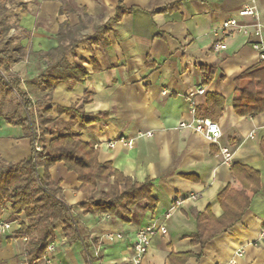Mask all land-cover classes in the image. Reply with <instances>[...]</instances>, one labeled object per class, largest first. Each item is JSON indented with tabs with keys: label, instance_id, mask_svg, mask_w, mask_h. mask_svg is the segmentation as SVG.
<instances>
[{
	"label": "crops",
	"instance_id": "0c3cea01",
	"mask_svg": "<svg viewBox=\"0 0 264 264\" xmlns=\"http://www.w3.org/2000/svg\"><path fill=\"white\" fill-rule=\"evenodd\" d=\"M30 1L31 8L22 9L18 24L27 33L24 47L34 55L46 53L59 46L63 34L66 38L61 43H76L69 61L85 60L89 72L83 83L57 86L49 126L52 136L73 130L94 148L100 145L96 149L100 163H112L137 182L153 180L152 195L158 202L154 214L146 209V202L138 204L130 223L120 216L84 214L79 205L98 200L109 185L99 184L96 193L84 194L76 174L58 163L50 174L55 182H62V197L73 209L78 240L66 237L58 228L52 239L54 264H87L86 250L93 264H130L137 232L151 224L165 226L167 233L153 238L142 264H179L170 257L185 253L201 255L185 264H264V112L240 116L233 102L235 80L262 61L253 45L264 43V0H123L122 5L134 11L120 21L114 19L120 0ZM174 4L178 6L172 12L154 13ZM245 6L256 7L259 17H241ZM234 18L250 35L234 33L225 38L227 49L216 52L214 44L222 36H215L214 31ZM257 24L262 26L259 37L255 36ZM42 64L44 72L47 65ZM204 66L215 68L208 84ZM28 68L32 92H26L37 103L45 92L32 80L41 72L32 74ZM202 87H207L205 95L194 98L201 114L208 109V94L225 101L215 121L223 131L217 144L191 128L180 127L192 121L189 96ZM86 94L89 103L83 105ZM74 106L87 115L104 114L105 119L86 126L77 113L59 111ZM40 109L35 105V115ZM0 131L5 132L0 133V159L20 162L31 154V141L24 138L20 127L10 126L0 117ZM147 132L154 136L137 138ZM119 139L133 141L132 147L118 143L114 149L108 148L109 142ZM224 148L233 154L229 164L222 155ZM235 164L260 172L262 190L234 227L201 249L191 240L198 229L196 216L208 210L216 219L223 216L219 195L236 185L231 171ZM191 194L198 199L185 200ZM179 199L184 203L177 206ZM4 219L12 216L6 213ZM110 233L125 239L110 242L106 238ZM8 239L0 236V264H24L26 244ZM38 264H44L43 260Z\"/></svg>",
	"mask_w": 264,
	"mask_h": 264
},
{
	"label": "trees",
	"instance_id": "16d2710c",
	"mask_svg": "<svg viewBox=\"0 0 264 264\" xmlns=\"http://www.w3.org/2000/svg\"><path fill=\"white\" fill-rule=\"evenodd\" d=\"M15 0H0V15ZM120 0L115 16L120 21L125 15L134 11L127 9ZM177 4L161 8L154 13H168L177 8ZM11 28L0 31V44ZM65 26H62V30ZM73 36V34H72ZM66 38L60 34V44L52 51L39 53L41 60L46 61L47 68L37 78V85L43 87L45 96L34 103L30 95L21 89V82L13 74L12 66L23 61L26 49L21 43L0 50V97L11 95L14 91L16 100L13 110L4 112V103L0 99V117L6 124L20 127L24 138L31 141V154L20 162H7L0 159V220L6 213L12 219L22 217V225L16 230L15 238H27L25 263L38 264L46 257L48 245L52 242L54 232L60 228L63 235L78 240L77 227L70 215L71 207H66L62 197V182H55L50 170L58 163L76 174L81 184L79 191L84 194L96 193L99 184L109 185V190L102 193L98 200L88 199L79 205L84 214L97 216H120L122 221L130 223L132 210L140 203L146 202V209L156 212L158 202L153 197L154 182L146 179L137 182L116 170L112 163H100L96 149L84 142L81 135L73 130L52 136L53 109L52 97L61 83H83L89 76L84 67L85 60L69 61L68 55H74L76 43H61ZM92 39L88 38L87 41ZM205 84L212 81L214 67H202ZM234 92V109L240 116L255 117L264 112V60L246 70L236 80ZM208 109L201 114L196 109V118L215 122L221 115L224 99L217 94H208ZM90 95L86 94L82 104L89 103ZM35 105L41 109L35 115ZM60 113H77L84 125L89 126L104 120L105 115H87L76 107L59 109ZM33 137L41 147L34 154ZM263 153H264V147ZM231 171L236 185L230 186L219 195V202L224 210L221 218L216 219L208 210L196 216L198 229L191 237L192 244L203 249L218 235L234 227L250 209L253 199L261 192V173L244 165L235 164ZM76 226L77 223H76ZM8 240H12L9 238ZM201 255L185 253L172 255V263L185 264L190 258ZM88 264V262H87Z\"/></svg>",
	"mask_w": 264,
	"mask_h": 264
},
{
	"label": "built area",
	"instance_id": "2783aa9c",
	"mask_svg": "<svg viewBox=\"0 0 264 264\" xmlns=\"http://www.w3.org/2000/svg\"><path fill=\"white\" fill-rule=\"evenodd\" d=\"M240 16L241 17L258 18L259 14H258L256 7L245 6L240 11ZM256 30L257 31L255 33V36L259 37L261 35L262 26L260 24H257ZM234 33H240V34H244L246 36L250 35L248 29L246 27L242 26L238 19L234 18V19L226 20L222 23V25L219 29H216L214 31L215 36H222V40L217 41L214 44V50L216 52L226 50L227 45L225 43V38L234 34ZM253 48L255 51L258 52L260 59L264 60V43L256 42V43H254ZM206 90H207V87H202V88L198 89L196 92L190 94L189 97L192 100L191 101V103H192L191 113L193 115V119L189 123H181L180 127L181 128H191L196 133L201 134L210 143L217 144V143H219V141L223 137V131H222L221 127L219 126V124L212 122L210 120H204V119L196 118V103L194 101V98L196 96L205 95ZM153 136H154V134L152 132H147V133H139L137 135V138H144V137L151 138ZM254 136H255V134L251 133L249 138L253 139ZM32 140H33L34 154L36 155V153L41 150V147L36 142L34 137ZM118 143L124 144L127 147H132L133 141H126L125 139H119L116 141L109 142L107 144V146L110 149H114ZM99 147H100V145H96L95 149H98ZM222 155L224 157L225 163L229 164L231 162L232 156H233L230 149H228V148L222 149ZM197 199H198L197 195L191 194L188 197H186L185 200L196 201ZM183 203H184L183 199H179V200L175 201V204L177 206H180ZM65 205H66V207L69 208V206L66 203H65ZM70 215L73 218L75 227H77L76 222L74 220V217L72 215V211H70ZM22 220H23L22 217H17L15 219H9V220H5V219L0 220V236L11 238L12 241H14V242L20 241V240L15 238V233H16V230H18L21 227ZM159 233L166 234L167 233L166 227L163 225L158 226L156 224H151V225H148V226L140 229L137 232L134 243H133V256H132V259L130 261V264H142L143 263L146 255H147V253L151 247L153 238ZM106 238L110 242H114L116 240L123 241L125 239L124 235L115 234V233L108 234ZM21 241L26 243L27 238H24ZM54 251H55V244L51 242L48 245V248L46 251V257L43 259L44 264H54V262H53ZM85 252H86L88 264H93L91 255L88 253L87 250ZM24 256H26V250L24 252ZM24 264H27V263H25V261H24Z\"/></svg>",
	"mask_w": 264,
	"mask_h": 264
},
{
	"label": "rangeland",
	"instance_id": "374dc122",
	"mask_svg": "<svg viewBox=\"0 0 264 264\" xmlns=\"http://www.w3.org/2000/svg\"><path fill=\"white\" fill-rule=\"evenodd\" d=\"M32 3L33 2L30 0L29 1L28 0H15V2L11 5H8L6 10L0 15V31L7 29L8 27L11 28L7 36L1 42L0 50L3 48H6L7 45L9 47L17 45L18 43H21L23 45V41H25L27 38V33L24 30L19 29V26H18L19 19L22 14V9L24 10V9L31 8L30 4ZM42 62L45 65H47L46 61L41 60L39 58L38 53H35L34 55V53L31 50L26 49V53H25V57L23 61L19 64L12 66V70L20 69L18 70V72H15L16 70L15 71L13 70V74L16 77V79H18L21 82V89L23 91L32 92L30 91V88H29L30 81L26 74L27 70L25 69L29 66L28 70L35 72V73L31 72L32 74H36V73L38 74L39 72L42 73L43 72ZM38 77H36L35 79L33 78L34 81L32 80V82L35 83L36 85H37ZM24 85L26 86V88H24ZM33 94H36L37 96L39 95L36 92H34ZM0 99H2V102L4 103V112H10L13 110L15 102L16 100H19V97L17 93L14 91V96L6 95L3 97H0ZM0 133L4 134L5 132L0 131Z\"/></svg>",
	"mask_w": 264,
	"mask_h": 264
}]
</instances>
